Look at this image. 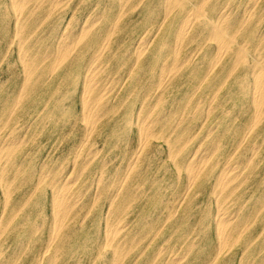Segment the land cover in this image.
Here are the masks:
<instances>
[{"label":"rangeland","instance_id":"374dc122","mask_svg":"<svg viewBox=\"0 0 264 264\" xmlns=\"http://www.w3.org/2000/svg\"><path fill=\"white\" fill-rule=\"evenodd\" d=\"M34 3L27 5L17 27L11 0H0V264H245V243L234 240L214 261L217 201L234 210L236 218L254 216L248 219L249 234L258 235L251 251L264 253V116L252 125L251 109L235 96L236 77L249 81L256 58H264V0ZM197 7L206 23L229 15L228 52L221 73L207 87L201 77L215 57L216 39L207 37L208 29L197 22L190 34L198 36L180 46L175 42L182 20ZM83 24L88 36L67 62L75 59L73 68L67 67L80 77L68 84L66 93L60 80L67 68L43 74L54 58L46 53L54 54L67 25L64 36L74 38ZM33 28L40 30L29 34ZM243 46L246 61L239 56ZM24 52L46 58L38 61L31 84L25 83ZM93 54L100 56L97 63L104 71L98 89L106 82L111 87L102 102L115 108L105 114L107 107L101 109L89 134L82 118L81 72ZM171 58L183 64L171 70ZM141 109L154 119L145 146L137 126ZM198 150L212 153V167L189 186L185 168ZM237 160L249 166L234 180L228 190L232 194L217 200L211 176ZM70 175L79 177L69 198H81L49 247L51 198ZM120 222L117 241L108 242L111 227ZM107 243L119 251L117 260ZM45 249L49 254L44 256Z\"/></svg>","mask_w":264,"mask_h":264},{"label":"bare ground","instance_id":"6f19581e","mask_svg":"<svg viewBox=\"0 0 264 264\" xmlns=\"http://www.w3.org/2000/svg\"><path fill=\"white\" fill-rule=\"evenodd\" d=\"M40 1H42V0H11V2H12V5L11 6L13 8L15 7L14 11L17 13V17H16V19H17L16 26L17 27H19L17 23L20 22V20L23 17V15L27 12V10L25 11V8L27 7V5L30 2H35L36 5L37 4L39 5V2ZM170 1H171L172 4H176V3L182 4L184 0H170ZM226 4H227V2H226ZM250 6L251 5H249V7ZM226 7H227V5H226ZM68 8H69V6H68ZM194 9L195 10H192L191 12H189L185 16V18L182 20V23L180 24V26L178 27V29L176 31L175 42L180 46L188 38L190 39L191 37L194 38V37L198 36L197 34H195L193 36H191V34H190V31H191L192 27L195 26V24L197 22L199 24H200V22H203L204 23V28L205 29H208L207 37H210L211 38V36H212V38H215L216 39V41H217V47H216L217 48V51H216L215 57L213 58L210 66L207 68V72L201 77V80H202L201 84L202 85H205V87H207L210 84H212L213 81H215L217 79L218 75L221 73L220 64L222 62L223 56L228 52V47H227V40L228 39H227V37L230 35L228 33V31L226 30V28L228 27L227 26V24H228V18H227L226 15H228V14L227 13L222 14L216 21H213L211 23L210 22H207L206 23L205 21L199 19V17L203 14L202 13V8L201 7H197V8H194ZM250 9H252V8H250ZM76 21H77V19H76ZM67 26L64 28V30L66 32H67V30H66L67 29ZM109 26H110V24H109ZM24 27H26V25ZM34 29H36L35 30V33L36 34L40 30L38 28H33L32 30L29 31V34H32L33 31H34ZM78 29H80V31L77 32V33L75 32L78 35H76L74 38H72V34H71V38L65 37L64 36L65 33H64V30H63L62 35L58 38L57 45L54 47V54H52V52H50V53L47 52L48 54L46 53V55H54L53 56L54 58L51 61V67H48L46 69V71L43 72V74L45 72H50L51 71V68H52L53 71H55L56 69H59V70L61 69L62 70L64 68H67L65 75L60 80V83L62 85H64L63 87H64V91L66 93L69 92V90H68L69 89L68 84H70V82H73L76 78H79L80 77L79 71L78 72H75L72 69L73 66H74V64H75V62H76L75 59L69 63L72 66V68L71 67H67V66H70V65H67V62H69L75 56L74 54L77 53V49L81 45L80 44V41L83 39V37L88 36V33H89V29L86 27V24L81 25L80 28H78ZM73 30H75V29L73 28ZM19 31H22V30L20 29ZM263 32H264V30H263ZM200 39H202V38H200ZM233 39H234V37H233ZM233 39H231V40L233 41ZM140 41H142V40H140ZM149 42H150V40H149ZM141 43L144 44L143 42H141ZM242 48H243V50H242L243 51V55H239V56H240V58L242 57V59L244 61H246L247 60L246 59L247 48L245 46H243ZM98 49H100V48H98ZM17 50L19 52V49H17ZM188 56L189 55H187V57ZM23 58H24V61L23 62H24V65H25V69H26V72H27V76H28L27 79H26L27 82H25V83L26 84H28V83L31 84L33 82V80H34L35 73L38 72L37 71L38 70V65H39L38 64V61L40 63L41 62H44L46 58L44 56H34V55L30 54V53L27 54L25 52H24ZM99 58H100V56L98 54H96V55L93 54L92 57L89 58V60H88V62L86 64L87 66H85V68H83V71L81 72L82 79H83L82 95H81V100H80L81 101V109H82V118H83V122H84L85 128L87 129V132H89V134L94 130V128H95V126L97 124V121H96L95 116L98 115V113L101 111V109H103L104 107H107L106 110L104 111V114H105V112H108L112 108L113 109L115 108V104L114 105L105 106V104H104L105 102L104 103L102 102L104 95L108 94L111 91V87L109 88L110 84H108L109 82H106L105 84H103V87L100 88V90L98 89V83L97 82L100 81L99 77L104 72L103 69H102V65L100 64L101 62L100 63H97L98 60H99ZM172 58H171V60H172ZM135 59H136V57H135ZM176 59L177 58H175V59L172 60L173 65L171 66V70L174 69V68L177 69V66L183 64V63L180 62L181 64L178 65ZM187 60H188V58H186L185 60H182V61L183 62L184 61L186 62ZM103 66H105V65H103ZM164 66H165V64H164ZM164 68L165 67L162 68V72H164V70L166 69V68L165 69ZM236 79H237L236 82L238 83V92L235 93V96L236 95L239 96L238 99L240 101H242L244 105H248V107L251 109V112H252V120H251V122H252V125H254V123L260 121V119H262V117L264 116V58L263 59H261L260 57H257L256 58V60H255V71L252 74V77L250 78L249 81H247L248 78H246L245 76H239V75L236 77ZM27 89H28V87L25 88V90H27ZM65 92H63V94ZM148 92H150V90H148ZM216 95L217 94H215V96ZM193 98H194V96H193ZM158 101H160V100H158ZM208 105H209V103H208ZM201 108H202V106H201ZM173 111H175V110H173ZM158 113H160V112H158ZM137 114H138V116H137V126H138V129H139V132H140V140L142 142L141 143V146H145L146 145V141L148 140V138L153 135V131L151 132L150 128H151V125H152L154 119L151 118L152 116H151L150 112L149 113H145L144 115H142V109L140 111H138ZM161 114H160V116H161ZM163 115L161 117H163ZM142 116H144V117H142ZM156 118H157V116L155 117V119ZM157 119H159V118H157ZM165 119H166V116H165L164 120ZM211 129L212 128H210V130ZM192 137H193V135H192ZM16 141L19 142L17 140V137H16ZM218 143L219 142L217 141V144ZM8 144H9V142H8ZM257 148H259V147L257 146ZM96 149H98V148H96ZM96 149H94V150H96ZM245 150H247V149H245ZM198 152H197L198 154L197 153L190 154V156H189V158L187 160V164H186V168H185V173H186V176H187V179H188L189 186L191 185L190 184L191 182H194L199 177H202V176H205L206 174H208L210 172L211 167H212V165H211L208 168V165H209V162H210L212 153H210V152L208 153V154H211V156H210V155L207 154L208 150H207V152L202 151V150L201 151L198 150ZM134 156H136V155H134ZM241 161H238L237 160V161H235L233 163L227 162V163H225L221 167V170L218 171L215 176H211V177H214L213 178L212 185H211V192L214 194V197L215 198H218L217 200H219L220 197H223L224 198L226 196V192H228V190H232L233 189L232 186H233L234 180H237L238 177L242 176V174L245 171V168L247 166H249V162L248 161H245L246 163L241 162ZM55 169H56V167H55ZM129 169L130 168H128V171H129ZM6 172L8 173V171H6ZM76 172H77V170H76ZM67 175H68V173H67ZM73 175H70V176L66 177L64 180H62V183L59 186L56 187V190L54 192V195H52L53 197L51 198V210H52L53 217H54V219H53L54 220V223H53L52 236L50 237V241H49V244H48L49 247L51 246L50 243H52L54 240H56V238L60 234V231H61V228H62V225H63L65 219L68 218L71 210L74 208V205L77 204L78 200H80V198H81L79 196L72 197L71 199L69 198L70 193L72 192L71 191V187H72L73 183L75 182V180H77V178L80 176L79 174H77V175H79L78 177H76V175L74 177ZM41 180H43V179H41ZM41 180H38V182H41ZM51 181H52V179H51ZM3 182H4V180H3ZM100 182H101V178H100ZM9 187L10 186H8V188ZM85 189H87V188H85ZM145 190H147V189H145ZM141 193H143V192L141 191ZM230 194H232V193L231 192H228L227 193L228 196ZM3 202H5V200ZM260 204H261V202H260ZM111 213H112V211H111ZM235 215H236L235 211L234 210L229 211L228 208L225 207L223 201H220L219 204H218V201H217L216 217H215V226H214V229L215 230L214 231H215L216 236H217V239H218V244H217L218 245V250L216 251V255L214 257V261L216 260V258L219 257V254H222L223 253V251H224L225 247L228 245V243L231 240H234V242L240 241V242L245 243L244 244V247L241 248L243 250V252H244V255H245V257L243 256V258H245V264H264V253L259 254V255H255L251 251V245H252L251 242H254L256 240V237L258 235L253 236L252 234H249L252 231L250 230V226H249L250 223L248 222V219H250V217H254V216H249V215L247 216V214H244V215L236 218ZM257 217H259V216H257ZM125 222H126V220H125ZM111 228L112 229H111L110 234L108 235L107 241L108 242H115V241H117L118 236L120 235V232H121V230L123 228V225H121V222H120L119 224H117L116 226L111 227ZM260 233H262V232H260ZM245 234H249V235H245ZM243 235H245V237H243ZM106 245L109 246V247H111V251L113 253V256L117 260L119 258V251L117 250V248H114L112 246V244H108L107 243ZM159 248H162V247H159ZM143 252H145V251L143 250ZM47 254H49L48 253V249L44 253V256L47 255ZM98 254H99V252H98ZM123 257H124V255H123ZM48 258L51 259L52 257L49 255ZM179 258H180V256H179ZM174 260H175V257H174ZM176 262H177V260H176Z\"/></svg>","mask_w":264,"mask_h":264}]
</instances>
